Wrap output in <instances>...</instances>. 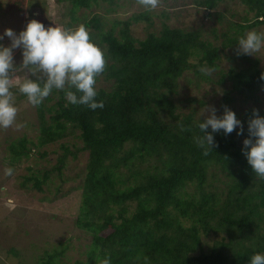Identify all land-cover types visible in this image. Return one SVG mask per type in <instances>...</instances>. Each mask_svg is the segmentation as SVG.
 <instances>
[{"label": "trees", "instance_id": "16d2710c", "mask_svg": "<svg viewBox=\"0 0 264 264\" xmlns=\"http://www.w3.org/2000/svg\"><path fill=\"white\" fill-rule=\"evenodd\" d=\"M103 1L113 13L123 8L120 0ZM131 1L143 6L140 0ZM168 1L170 9L192 6L204 10L205 22L224 21L227 27L221 32L212 27L214 40H210L203 24L188 29L165 22L138 40L131 24L145 21L152 26L153 10L143 6V11L119 29L121 22L111 21L114 26L105 33L100 30L104 23L100 0H56L70 5L71 19L60 21L59 26L75 29L83 24L93 29L90 38L104 53L105 69L95 85L96 99L104 107L93 110L71 104L65 90L53 89L41 104L34 105L35 122H26L37 136L8 139L5 160L13 168L29 162L34 154L44 159L49 146L63 141V153L53 169L29 167L32 173L24 176V187L32 182L34 188L43 190L54 172L67 180L64 170L70 155L88 154L78 185L82 194L74 236L85 241L90 237V242L83 253L87 259H77L74 264H103L105 259L110 264H249L254 252H264V178L252 173L241 151L249 135L247 121L264 100V92L260 94L264 68L258 59L244 68L234 67L239 59L247 58L237 54L239 38L257 27L260 32L264 26V0H238L253 13L252 18L243 16L240 21L227 18L221 10L228 0H159ZM46 4V0H0V10L5 18L18 20L26 7L44 13ZM169 8L159 15H170ZM82 9L95 15L91 20L85 12L77 16ZM5 18H0V25ZM32 19H25L24 28ZM38 21L46 25L42 17ZM0 43L7 46L11 40L4 38ZM226 48H232L235 55H225L232 65L218 79L196 69L209 66L219 70ZM15 57L23 60L21 49ZM193 70L197 90L203 82L219 87L214 91L223 111L225 106L235 111L232 107L238 101L248 104L244 111H236L243 122V135L236 130L225 135L221 130L215 134L213 150L207 153L199 145L203 133L198 123L204 119L196 117V105L203 102L189 95L183 100V109L175 99L180 79ZM35 78L42 82L44 77L36 72ZM11 91L17 93L16 105L28 100L19 85ZM259 110L264 115V109ZM133 202L135 208H131ZM204 238H213L209 250L204 249ZM69 244L45 249L43 255L37 253L34 264H66L61 259ZM8 250L17 257L21 254L15 246Z\"/></svg>", "mask_w": 264, "mask_h": 264}, {"label": "rangeland", "instance_id": "374dc122", "mask_svg": "<svg viewBox=\"0 0 264 264\" xmlns=\"http://www.w3.org/2000/svg\"><path fill=\"white\" fill-rule=\"evenodd\" d=\"M46 12L40 13L37 9H31L26 7L22 14L18 15V20L11 18H5L6 15L2 14L0 10L1 19H4L5 24L0 25V34H3L5 29L12 28L13 30H23L25 19H40L42 17L46 25L59 26L60 21H69L71 19L69 14L68 3H58L56 0H46ZM104 9L101 10L102 22L100 29L103 32H108L110 28L116 23H123L129 21L134 14L143 11V6L139 3H133L131 0H120L123 2V8L117 10L115 13L108 10L107 2L100 0ZM171 1L159 2L156 9H152L154 12L152 26L145 21L139 23H132L131 30L132 35L138 40L145 39L149 32L152 30H159L162 23H169L172 27L182 28H199V25L203 24L204 35L210 40H214V36L210 33L211 28H216L220 32L227 27L224 21L222 22H205L204 10H197L196 8L189 6L188 8L170 9ZM172 13L168 16H160L159 14L164 9H167ZM221 10L226 13L227 18L240 21L243 16L253 17V13L247 10L246 6L238 2V0H228V4L225 3L221 6ZM86 13L88 20L95 15L92 11L82 9L77 12V16ZM100 12V11H98ZM233 14H236L233 16ZM19 21V22H18ZM110 22V23H109ZM117 29V30H118ZM256 29V30H255ZM253 30L257 31L259 28ZM93 31V29H88ZM260 32L264 33V26L260 28ZM8 40V37H4ZM99 37L97 38V40ZM217 44L221 43V40H216ZM225 54H223L219 61V70L208 71L212 73L214 79H218L221 72H227L232 63L225 58L227 56H234L235 51L232 48H226ZM18 49L14 51V63L15 68L13 70L12 87H18L20 83L26 78H35L32 72L28 71L22 66V60L19 62L15 57ZM247 58L245 60L239 59L234 64L236 69L244 68L247 65L253 63L254 59H258L261 68H264V49L254 53L253 55L245 54ZM210 69L208 67H198L196 69ZM195 69V70H196ZM195 70L186 73V77L180 79V92L175 97L178 104H181L185 109V103L183 100L189 96L197 97L199 103L203 102L201 106L196 105L197 118L205 119V116L210 113L212 107L217 109V115L223 113L222 106L218 103L219 99L216 96V91L219 87L214 83L203 82L201 88L197 90L195 86L196 74ZM10 75H12L10 73ZM187 79H191V84L187 83ZM13 92V101L15 104V91ZM264 87L261 89L260 94H263ZM244 103L235 102L232 108H235V112L244 111L247 105ZM250 105L254 106V102H250ZM18 109L15 122L7 127L0 128V264H34V255L44 254L45 249H53L61 243H67L70 241V248L66 252V255L62 257V263L74 264L77 259L86 260L84 251L87 249L86 243L90 242V237L85 241L84 238L77 239L74 234L76 231L75 221L78 217L79 206L81 201V190L78 189V185L83 180V175L86 169L88 154H78V158L70 155L68 158L67 168L64 170V175L67 180H63L54 172L51 175V179L47 184L42 186L43 190H39L33 187L32 182L27 183V187H24V176L29 175L32 172L29 171V167L33 170H51L54 168L58 161V156L63 153L61 149V142L55 145L49 146L48 157L42 159L38 154H34V157L29 162H24L21 165L18 164L12 168L10 162L5 160V156L9 151L7 148L8 139H16L24 135H28L30 138H35L37 132L33 131L26 122H35L36 112L35 107L28 100L22 101L20 105H16ZM257 108L264 109V100L258 103ZM205 109V111H204ZM205 115V116H204ZM78 144L82 146L81 141ZM75 151V148L72 147ZM11 168L13 172L11 175L6 174V169ZM131 208H135L136 203H131ZM204 249L209 250L211 247L213 238H204ZM15 246L20 251V256H14L9 254V248ZM55 249V248H54ZM54 251V250H52Z\"/></svg>", "mask_w": 264, "mask_h": 264}, {"label": "clouds", "instance_id": "9594fccd", "mask_svg": "<svg viewBox=\"0 0 264 264\" xmlns=\"http://www.w3.org/2000/svg\"><path fill=\"white\" fill-rule=\"evenodd\" d=\"M149 9H156L159 0H140ZM7 36L11 43L7 46L0 43V128L11 126L17 116L18 109L13 101L11 91L14 63V50H22V66L40 78H26L19 84V91L27 96L32 105H39L49 96L53 89L65 90L66 100L71 104H83L95 110L103 108V101H98L96 83L106 65L102 49L90 38L85 25L75 29L60 26L45 25L36 20H30L18 34L12 28L5 29L0 34V41ZM99 37V36H98ZM100 38V37H99ZM237 54L253 55L264 49V33L255 30L248 31L238 41ZM208 72L211 69L202 68ZM10 73L12 75H10ZM264 79V74H262ZM75 89V91L73 90ZM79 93V95H78ZM205 111V109H204ZM205 116V115H204ZM248 137L243 140L241 151L245 155L252 173L264 178V115L259 109H253L251 118L247 121ZM201 133L199 145L207 153L215 144V134L223 130L224 134L243 135V122L237 118L236 112L227 106L221 115L212 107L203 122L198 123ZM211 128V131H207ZM213 150V149H212ZM11 175L13 169L5 170ZM103 264H110L108 259ZM249 264H264V252H254Z\"/></svg>", "mask_w": 264, "mask_h": 264}]
</instances>
